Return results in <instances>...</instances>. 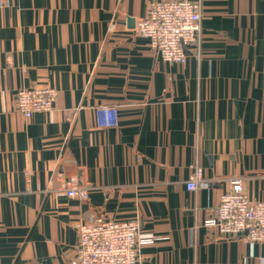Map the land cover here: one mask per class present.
I'll return each instance as SVG.
<instances>
[{
	"label": "crops",
	"instance_id": "crops-1",
	"mask_svg": "<svg viewBox=\"0 0 264 264\" xmlns=\"http://www.w3.org/2000/svg\"><path fill=\"white\" fill-rule=\"evenodd\" d=\"M150 1L0 0V264H71L100 216L156 235L141 264H264V243L204 225L233 179L264 201V0H192L184 65L134 35ZM32 86L58 96L26 119L15 96ZM111 105L119 125L102 128L95 109ZM71 176L87 200L57 194Z\"/></svg>",
	"mask_w": 264,
	"mask_h": 264
},
{
	"label": "built area",
	"instance_id": "built-area-1",
	"mask_svg": "<svg viewBox=\"0 0 264 264\" xmlns=\"http://www.w3.org/2000/svg\"><path fill=\"white\" fill-rule=\"evenodd\" d=\"M202 6L192 0H152L147 14L134 27V35L148 41L149 47L164 62L184 65L187 48L200 40ZM58 91L49 86L21 87L16 91L15 107L26 119L55 108ZM98 125L116 128L119 107L100 106L95 109ZM57 194L71 199L87 200L89 186L78 177L59 179ZM202 183V170L192 168L186 184L194 191ZM204 225L219 237L239 238L245 243H264V201H252L245 192L242 179H233L230 188ZM157 237L142 230L139 218L132 221H112L100 216L78 227V243L71 264H141V249L152 245Z\"/></svg>",
	"mask_w": 264,
	"mask_h": 264
},
{
	"label": "water",
	"instance_id": "water-1",
	"mask_svg": "<svg viewBox=\"0 0 264 264\" xmlns=\"http://www.w3.org/2000/svg\"><path fill=\"white\" fill-rule=\"evenodd\" d=\"M128 22L130 23L131 27L134 26L133 23H135V21L133 19H129Z\"/></svg>",
	"mask_w": 264,
	"mask_h": 264
}]
</instances>
